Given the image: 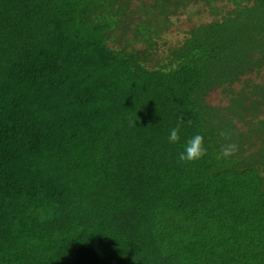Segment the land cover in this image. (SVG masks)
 <instances>
[{"label":"trees","instance_id":"1","mask_svg":"<svg viewBox=\"0 0 264 264\" xmlns=\"http://www.w3.org/2000/svg\"><path fill=\"white\" fill-rule=\"evenodd\" d=\"M0 264H264V0H0Z\"/></svg>","mask_w":264,"mask_h":264},{"label":"clouds","instance_id":"2","mask_svg":"<svg viewBox=\"0 0 264 264\" xmlns=\"http://www.w3.org/2000/svg\"><path fill=\"white\" fill-rule=\"evenodd\" d=\"M221 136L228 138V134L221 131ZM168 142L171 144L180 141V125L170 129L168 135ZM239 152V146L235 143H226L221 147L217 154V159H227ZM207 155V148L205 147V137L202 134H196L190 138L184 145V150L177 154L178 162L189 163L202 159Z\"/></svg>","mask_w":264,"mask_h":264},{"label":"rangeland","instance_id":"3","mask_svg":"<svg viewBox=\"0 0 264 264\" xmlns=\"http://www.w3.org/2000/svg\"><path fill=\"white\" fill-rule=\"evenodd\" d=\"M197 9L198 8H193L192 9L193 11L189 10L186 14L180 17V20L176 21L175 26L172 28L170 32H168L167 37L175 38L178 35H182V30L189 29L192 26V24L202 23L211 20L212 17L209 15L208 12H204L200 15H196L195 10ZM214 95L216 96L212 98L214 101H216L219 98L218 97L219 94L217 95V93H215Z\"/></svg>","mask_w":264,"mask_h":264}]
</instances>
